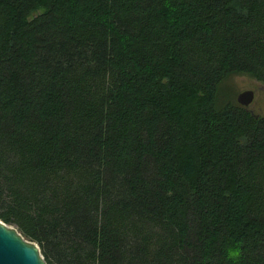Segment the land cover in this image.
<instances>
[{"label":"trees","instance_id":"1","mask_svg":"<svg viewBox=\"0 0 264 264\" xmlns=\"http://www.w3.org/2000/svg\"><path fill=\"white\" fill-rule=\"evenodd\" d=\"M264 0H0V219L47 264H264Z\"/></svg>","mask_w":264,"mask_h":264},{"label":"water","instance_id":"2","mask_svg":"<svg viewBox=\"0 0 264 264\" xmlns=\"http://www.w3.org/2000/svg\"><path fill=\"white\" fill-rule=\"evenodd\" d=\"M253 95L251 90L242 91L237 96V102L247 107ZM0 264L47 263L37 243L26 239L14 225L6 224L0 219Z\"/></svg>","mask_w":264,"mask_h":264},{"label":"rangeland","instance_id":"3","mask_svg":"<svg viewBox=\"0 0 264 264\" xmlns=\"http://www.w3.org/2000/svg\"><path fill=\"white\" fill-rule=\"evenodd\" d=\"M264 86L246 75H231L224 79L218 87L216 105L218 108L227 102L237 103V96L245 90L253 91V99L247 106L255 114H264Z\"/></svg>","mask_w":264,"mask_h":264}]
</instances>
